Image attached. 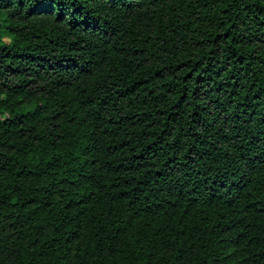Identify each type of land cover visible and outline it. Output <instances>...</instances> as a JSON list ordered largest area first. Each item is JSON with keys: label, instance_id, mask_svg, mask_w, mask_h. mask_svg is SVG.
Listing matches in <instances>:
<instances>
[{"label": "trees", "instance_id": "obj_1", "mask_svg": "<svg viewBox=\"0 0 264 264\" xmlns=\"http://www.w3.org/2000/svg\"><path fill=\"white\" fill-rule=\"evenodd\" d=\"M0 264H264V0H0Z\"/></svg>", "mask_w": 264, "mask_h": 264}, {"label": "rangeland", "instance_id": "obj_2", "mask_svg": "<svg viewBox=\"0 0 264 264\" xmlns=\"http://www.w3.org/2000/svg\"><path fill=\"white\" fill-rule=\"evenodd\" d=\"M4 38H5L6 40H8V36L5 35Z\"/></svg>", "mask_w": 264, "mask_h": 264}]
</instances>
